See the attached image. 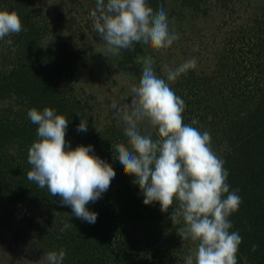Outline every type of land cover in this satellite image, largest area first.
Masks as SVG:
<instances>
[{
  "label": "trees",
  "instance_id": "trees-1",
  "mask_svg": "<svg viewBox=\"0 0 264 264\" xmlns=\"http://www.w3.org/2000/svg\"><path fill=\"white\" fill-rule=\"evenodd\" d=\"M207 1L181 3L200 11ZM148 4L154 10L159 5L165 9L167 0H148ZM0 10L16 12L26 29L0 40V197L44 204V224L35 228L39 252L46 257L49 252L63 251L61 264H185L194 242L182 241L177 235L182 218L180 224L169 218L178 201L167 213L161 212L157 202L143 203L138 185L133 184L135 177L122 171L118 153L111 147L127 141L120 116L111 107L108 117L99 105L89 110L78 95L64 88L75 78V54L65 43L56 49L43 41L46 34L57 38L66 31L73 34L76 18L63 11L41 16L29 0H0ZM237 32V41L218 55L216 69L189 70L170 87L186 104L184 123L196 119L194 127L210 132L213 150L226 162L230 191L239 190L242 203L229 217L230 231H238L242 237L238 264H264V16L255 15L251 26ZM93 36L103 40L96 30ZM253 37L255 43L246 40ZM143 46L122 50L116 67L142 74L136 58ZM45 107L69 121L65 139L70 148L92 145L94 154L116 172L102 198L87 205L98 214L95 224L72 216L71 208L61 206L58 197L27 179L31 170L28 150L38 139V125L27 113ZM89 115L96 119L94 130L78 132L80 119ZM152 135L157 138L155 131ZM66 224L70 227L61 231ZM254 244L258 246L255 252Z\"/></svg>",
  "mask_w": 264,
  "mask_h": 264
},
{
  "label": "clouds",
  "instance_id": "clouds-1",
  "mask_svg": "<svg viewBox=\"0 0 264 264\" xmlns=\"http://www.w3.org/2000/svg\"><path fill=\"white\" fill-rule=\"evenodd\" d=\"M90 16L105 42L100 53L106 57L118 56L122 50L135 51L137 44L164 50L179 39L169 28L163 5L154 10L148 0H96ZM21 31L26 29L19 15L0 10V40ZM138 62L142 74L138 85L130 89L131 102L111 105L125 125L126 144L111 145L122 171L135 177L133 184L138 185L145 205L157 202L161 212L167 213L178 201L169 218L175 224L182 218L177 235L182 241L196 243L185 264H238L242 237L238 231H230L233 224L229 217L242 203L239 190L230 191L226 162L213 150L210 132L194 127L196 119L184 123L186 104L169 83L195 69L197 60L191 58L175 68L165 65L166 80L156 74L151 56ZM27 116L38 125V139L27 154L31 165L27 179L58 197L61 206L71 208L72 216L95 224L98 214L87 205L108 191L116 176L114 168L94 154L92 145L70 148L65 139L69 121L55 109L32 108ZM87 130V120L80 119L77 131ZM68 227L66 224L61 231ZM257 247L254 244L252 251ZM64 258L63 251L49 252L45 257L48 264H61Z\"/></svg>",
  "mask_w": 264,
  "mask_h": 264
},
{
  "label": "rangeland",
  "instance_id": "rangeland-1",
  "mask_svg": "<svg viewBox=\"0 0 264 264\" xmlns=\"http://www.w3.org/2000/svg\"><path fill=\"white\" fill-rule=\"evenodd\" d=\"M95 1L29 0V3L37 14L44 17L63 11L67 17L76 18L73 34L66 31L61 38L46 34L43 41L56 49L65 43L74 52L77 61L75 78L64 88L78 95L89 110L99 105L108 117L113 103L123 106L131 102L130 89L138 85L141 74L119 70L116 67L118 56L106 57L100 53L106 45L93 36L95 29L90 12L95 8ZM165 11L169 28L179 34V39L170 48L159 51L144 45V51L136 61L151 56L156 74L166 80L165 65L175 68L191 58L197 60L193 71L216 69L218 55L237 41V31L251 26L255 15L264 16V0H208L200 11L183 6L181 0H167ZM246 40L257 41L254 37ZM169 83L172 85L173 82ZM85 120L87 132L94 130V116L89 115ZM45 218L42 202L8 201L0 197V264H48L35 244V228L44 224ZM194 244L192 254L196 248Z\"/></svg>",
  "mask_w": 264,
  "mask_h": 264
}]
</instances>
